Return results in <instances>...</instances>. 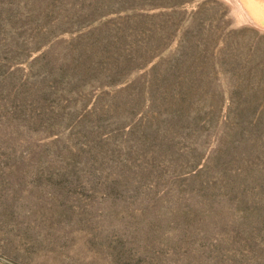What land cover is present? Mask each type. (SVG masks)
Masks as SVG:
<instances>
[{
	"label": "rangeland",
	"instance_id": "obj_1",
	"mask_svg": "<svg viewBox=\"0 0 264 264\" xmlns=\"http://www.w3.org/2000/svg\"><path fill=\"white\" fill-rule=\"evenodd\" d=\"M0 264H264V0H0Z\"/></svg>",
	"mask_w": 264,
	"mask_h": 264
}]
</instances>
